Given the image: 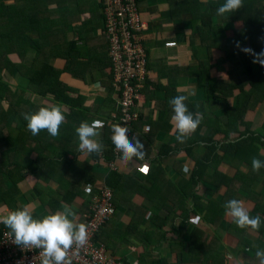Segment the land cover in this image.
I'll return each instance as SVG.
<instances>
[{
    "label": "crops",
    "instance_id": "0c3cea01",
    "mask_svg": "<svg viewBox=\"0 0 264 264\" xmlns=\"http://www.w3.org/2000/svg\"><path fill=\"white\" fill-rule=\"evenodd\" d=\"M17 1L6 0V5H15ZM211 1L139 0L142 20L148 25L143 37L149 54L150 76L138 102L140 118L132 126L131 138L134 136L144 144L145 155L141 160L134 158L125 163L119 159L116 162L117 171L114 172L123 176L122 181L134 179V183L133 186H125L127 197L123 200L124 207L120 211L115 209L106 227V243L101 242L111 255L127 264H152L156 260L164 264H259L256 251L264 250V223L258 231L238 228L231 217L225 215L224 208L229 200L238 199L249 209L250 216L264 218V169L253 171L251 162L254 157L240 154L247 160L243 163L230 156L223 161H204L200 172L205 178L198 184L191 180L198 158L206 153L204 145L194 144L191 140L198 131L203 137L215 131L218 118L215 119L214 115H220L222 108L216 99L205 102V89L199 84V71L204 66L212 75L217 68L225 72L222 74L225 76L214 80L228 84L239 81L233 72V65L222 59L226 40L221 23L225 21L223 28L227 32H231L233 23L214 15L212 30L207 26L202 31H194L201 13L210 10ZM73 3L72 0L69 2ZM87 3L88 0H82V4L73 10L64 30L61 27L63 17L58 12L53 19L49 17V21L42 20L46 12L43 5L37 10L38 18L29 10L21 12L29 16L36 27L41 21L43 25L53 26L56 36L63 42H77L80 47L87 44L89 53L83 61V71H79L80 77L73 76L69 81L83 97L84 105L94 120L108 123L112 114L118 111L119 97L116 92L110 94L111 88L105 83H110V79L109 46L103 34L104 23L99 32L98 20L90 9H86ZM56 9L62 13L67 7L58 8V3L49 5L48 10ZM171 11L183 14L174 15ZM11 21L8 20L7 29L11 24L13 28H18L20 24ZM209 28L210 33L207 32ZM30 36L34 37L32 33ZM78 37L83 41H78ZM168 42H176V46L166 47ZM10 57L13 59L14 54L11 53ZM22 84L26 86L27 82ZM96 84L100 87H93ZM216 90L209 91L214 98ZM178 95L187 97L185 103L189 111L203 116L197 132L188 136L184 143L176 140L177 133L171 121L173 112L169 100ZM72 96L76 97L75 94ZM14 97L15 94L9 99L13 101ZM25 97L30 98L31 93ZM32 100L37 105L46 102L36 95ZM228 103L233 104L234 97L229 98ZM0 104L12 106L9 102ZM145 127L151 130H144ZM238 128V132L231 127L227 132L216 133L214 139L220 142L224 137L235 139L237 133L245 128L264 137V103L251 106ZM109 132L108 128L99 130L97 141L102 149L105 147L104 138L111 140L112 133ZM58 136L63 138L66 133L59 132ZM50 139L51 136L43 132L32 135L14 118H0V215L27 206L34 218H41L51 213L47 208L51 210L52 202L57 198L62 201L57 210L62 211V206L68 205L75 211L76 221L83 223L80 217L88 208L83 210L81 199L72 203V198L86 193L84 188L93 184L91 179L98 185L106 184L107 175L112 171L108 165L110 161L97 157L99 161L95 164L89 154L78 149L77 139L70 141L67 152L58 145L60 141L52 143ZM261 141L264 142V138ZM217 154L222 155V151L218 150ZM260 157L264 158V146L260 149ZM63 158L67 159L64 163ZM143 164L148 165L147 172L141 169ZM16 165L23 169L19 170ZM10 172L14 174L10 176ZM22 174L24 177L15 181ZM223 176L227 179L222 181ZM7 194L11 206L4 199ZM132 222L134 230L127 235Z\"/></svg>",
    "mask_w": 264,
    "mask_h": 264
},
{
    "label": "trees",
    "instance_id": "16d2710c",
    "mask_svg": "<svg viewBox=\"0 0 264 264\" xmlns=\"http://www.w3.org/2000/svg\"><path fill=\"white\" fill-rule=\"evenodd\" d=\"M49 1L50 0H18L17 4L9 5L8 7L6 5V0H0V102L12 103V106H7L6 104V107L0 104V118H14V121L19 122V125L26 127L27 122L23 119L22 114L35 112L40 106L59 104L63 108L65 115V122L60 126L59 132H65L66 136L63 138L57 136L55 139L51 137L50 141L52 143L54 141H60L58 145L63 148V151L67 152L68 144L71 143L70 141L77 139V142H79L75 134V128L78 127L81 122L91 123L95 119L89 113L90 110L84 105L83 97L79 96L69 81L73 76L80 77L79 74L81 73L78 68H84L85 62L83 61L86 59V55L89 51L85 46L87 45L86 43L80 47L77 42H63L64 40L62 41L56 36L53 26L43 25L44 23L41 21L40 26L36 27L33 21L29 20V16L22 15L21 10L24 12H28L29 10V13L34 14L35 17L38 18L39 15L37 10L40 9L42 6L41 4L46 3V12L42 20L49 21L48 15H50V13L47 6ZM70 1L71 0H62V2L66 4ZM97 1L100 10H103V0ZM135 2L138 6L139 14H141L139 0H135ZM223 3L224 0L211 1L210 10L201 13L200 21H196L197 23L194 27V31H202L207 26L212 30L213 16L217 15L216 10ZM60 7V4H58V8ZM172 12L174 15L183 14L182 12L171 11V13ZM190 13L194 14V12ZM61 16L63 17V25L61 27L62 30H64V27H67V18L70 14L68 15L64 10ZM222 17L234 25L231 32H227V29L225 30L223 28L225 21L221 23V30L226 40V50L222 55V59L224 62H229L233 65V72L236 74L239 81L236 84H228L220 83L217 79L214 80L215 78L225 76L222 75L225 72L218 71L217 68L212 75L209 74V70L204 66H202L199 71V84L203 85L205 89V102L208 103L216 99L222 104V108L220 115H214L215 119L218 118V120L216 119L215 121V125L218 126L215 131L203 137L199 134V131L197 132V128L195 132H197L198 135L195 134L191 140L194 144H202L206 147L205 155L198 158L194 173L191 176V180L194 184H198L200 180L205 178L200 172V168L201 170L203 168L204 161L208 163L213 160L223 161L230 156L232 158L237 157V160L243 163L244 161L247 162L246 158H243V156H247L248 154L251 158L254 157L264 162V158L260 157V149L264 146V142L261 141V138L264 137L255 135L250 132L248 128L237 133L235 139L224 137L225 139H222L221 142L220 140L214 139L216 133L223 131L227 132L231 127H234L238 132V126L242 124L251 106L264 103V67L259 63H253V57L240 50V48L248 47L254 52L259 53L264 49V0H243V7L238 11L227 13V15H223ZM8 20H12L11 22H18L20 25L15 29L13 28V24H11L10 28L7 29V26H9ZM210 28L207 31L208 33H210ZM30 33H32L34 37H31ZM81 39L82 38L78 37V41H83ZM237 42H239L240 48L236 46ZM143 43L147 52L146 68L149 70V54L144 37ZM191 45L196 52L194 44L191 43ZM11 53L14 54L13 59L10 57ZM30 53H32V55L29 58L28 55ZM61 53L64 54L61 55ZM108 65L110 83H105L106 85L109 84L111 88L110 94L116 92L119 97L120 91L113 86L112 82L113 69L109 56ZM226 73L228 76L229 72L227 71ZM12 75L14 76V80L11 79ZM211 76L212 79L210 78ZM9 79H11V83ZM24 82H27L26 86L22 84ZM215 88L218 92L217 96L214 98L209 91L215 90ZM234 92H236V94L232 96ZM27 93H31L30 98L25 97ZM13 94H15V97L14 100L11 101L9 97ZM72 94H75L76 97L72 96ZM35 95L45 99L46 102L41 105L35 104L32 100V97ZM232 97H234V103L229 104L228 99ZM106 128H108L110 130L109 133H111V126H107ZM41 132L49 135L46 130ZM103 145H105V147L101 150V155L97 156L95 154V156L105 158L107 162L112 161V158H114V145L112 141L105 137ZM245 149H247L246 152ZM218 150L222 151V155L217 154ZM232 150L233 152L231 153L230 151ZM208 157L209 159H207ZM65 161H67V159L63 158V163ZM17 167L19 170L23 169L22 167ZM13 174L14 172H10L9 175L12 176ZM22 177H24L23 174L19 176L18 179H15V181L20 180ZM123 179V176L119 172L111 171L108 173L105 182V185L111 187L113 190V204L115 209H119V211L120 208L124 207L123 200L127 197L125 186L127 184L133 186L134 183V179L122 181ZM224 179H227V177L223 176L222 181ZM258 179L261 178L259 177ZM90 183L96 184V181L91 179ZM245 193H248V191ZM85 194L86 193H82L73 196L72 203L75 199H81L83 210L86 209L87 211L88 208L89 211L93 196L91 194H86L87 198L90 199L88 200ZM192 197L195 198V195ZM4 199L8 206L12 205V202L9 201L8 194L4 196ZM41 201L45 203V200L42 198ZM61 205L62 201L54 198L51 210H49L47 206L46 208L51 213H55L60 211L57 209ZM80 218L83 220V216ZM133 222L128 226L127 235L134 230ZM107 226L108 224L100 231L99 236L96 237V240L100 243H106L104 235ZM4 230L9 231L1 224L0 232L2 233ZM121 237L125 236L121 235ZM113 251L115 252V249H113ZM153 263L164 264L163 261L158 260L152 262V264Z\"/></svg>",
    "mask_w": 264,
    "mask_h": 264
},
{
    "label": "clouds",
    "instance_id": "9594fccd",
    "mask_svg": "<svg viewBox=\"0 0 264 264\" xmlns=\"http://www.w3.org/2000/svg\"><path fill=\"white\" fill-rule=\"evenodd\" d=\"M207 2V0H205ZM243 7V0H224V3L216 10L218 16L225 13L238 11ZM236 46L240 48L239 42ZM240 50L253 57V63H259L264 67V49L259 53L251 48L243 47ZM93 87L99 88L96 84ZM187 97L178 95L169 100L173 115L171 121L176 131V140L184 143L185 139L196 131L203 116L201 113L189 111L185 103ZM23 119L27 122V130L32 135H38L41 131L55 138L59 135L60 126L65 122L64 110L59 104L40 106L35 112L24 113ZM103 124L99 120L91 123L81 122L75 128L78 137V148L85 154L101 155L102 145L95 139L99 136V129ZM129 129L120 124L111 126L110 139L115 150L120 153L122 162H131L134 158H144V144L134 136L129 139ZM253 171H259L264 167V162L253 158ZM186 172L187 169H184ZM225 215L231 217L232 222L241 229L258 231L264 218L260 215L250 216L249 209L243 201L231 199L225 205ZM62 211L49 213L41 218H34L29 207L25 206L15 210H9L6 215H0V224L9 231L10 240L23 249H39L40 264H72L70 253L74 254L88 242L87 227L76 221L75 211L68 205L62 206ZM259 264H264V250L256 251Z\"/></svg>",
    "mask_w": 264,
    "mask_h": 264
},
{
    "label": "built area",
    "instance_id": "2783aa9c",
    "mask_svg": "<svg viewBox=\"0 0 264 264\" xmlns=\"http://www.w3.org/2000/svg\"><path fill=\"white\" fill-rule=\"evenodd\" d=\"M102 4L103 34L109 46L113 69L112 82L120 91V96L118 111L112 114L108 123L99 120L103 124L99 130L120 124L129 129V136L132 126L140 118L137 106L150 76L146 68L147 52L143 43V34L148 25L142 20L135 0H103ZM175 46V42L166 44V47ZM95 139L97 140L98 136ZM89 156L98 164L99 160L95 154ZM113 157L108 165L112 171H117L116 162L120 159V153L115 150V146ZM141 169L147 172L149 167L143 164ZM84 191L93 196L92 205L83 216L88 242L74 254L70 253L72 264H127L111 255L105 245L96 240L115 213L112 188L105 184H87ZM7 233L6 230L1 233L0 264H40L39 249H23L15 245Z\"/></svg>",
    "mask_w": 264,
    "mask_h": 264
},
{
    "label": "rangeland",
    "instance_id": "374dc122",
    "mask_svg": "<svg viewBox=\"0 0 264 264\" xmlns=\"http://www.w3.org/2000/svg\"><path fill=\"white\" fill-rule=\"evenodd\" d=\"M73 4H69V2L66 4V3H64V2H62V0H50L49 2H48V8H49V4H54V3H58V4H60V8H63V7H67V9H64L65 10V12L69 15H71L72 14V12H73V10L75 11L76 10V8L78 7V5H80V4H82V0H73ZM41 5H43V6H45V8H46V3H44V4H41ZM72 5V6H71ZM86 9L87 10H91V14H93L94 15V17L96 18V21L98 20V26H99V28H98V31L100 32L101 31V29L103 28V23H104V20H103V18H102V10H100V8H99V6H98V1L97 0H88V3H87V6H86ZM59 13V14H61V11L59 10V9H56L55 11L54 10H49V13H50V15H48L51 19H53L54 17H55V15H56V13ZM79 69V71H83L82 70V68L80 67V68H78ZM144 130H148V131H150L151 129H149V128H147V127H145L144 128ZM133 135V131H130V135L129 136H132ZM49 151H51V150H49ZM78 173L79 172H77L76 173V177L78 178ZM61 178H63V176L61 177ZM62 181H63V179H61Z\"/></svg>",
    "mask_w": 264,
    "mask_h": 264
}]
</instances>
